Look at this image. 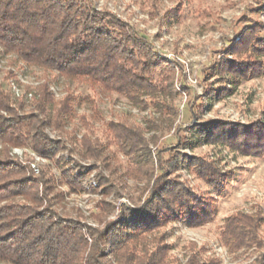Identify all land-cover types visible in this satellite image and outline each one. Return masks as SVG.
I'll use <instances>...</instances> for the list:
<instances>
[{"label": "trees", "instance_id": "16d2710c", "mask_svg": "<svg viewBox=\"0 0 264 264\" xmlns=\"http://www.w3.org/2000/svg\"><path fill=\"white\" fill-rule=\"evenodd\" d=\"M181 8L170 11V15L178 18ZM248 49L253 52L246 59L222 63L221 72L231 74L235 86L243 79L264 74V29H244L235 52ZM6 56L43 71L47 79L37 87L33 108L27 112L26 103L13 99L9 86L0 82V264H110L109 256L117 264H175L167 260L169 247L163 237L152 240L150 236L176 221L190 227L203 225L213 213L208 203L198 202L183 183L161 174L144 203L114 221L106 220L112 205L99 202L96 219L105 224L104 229H99L63 219L49 197L56 190L55 177L40 167L35 176L31 164H15L10 157L12 149L28 148L58 165L60 182L71 192L84 191L82 183L91 171L73 164L72 159L58 158L67 147L62 139H53L47 133L48 129L66 133L76 97L69 91L56 99L49 75L87 82L145 109L148 102L158 108L162 96L174 95L175 66L162 58L149 39L131 24L108 10L97 9L94 0H0V60ZM7 73L16 76L13 71ZM86 102L95 116H100L97 101L88 97ZM80 120L89 133L93 132L86 116ZM108 125L114 142L125 155L147 148L140 128L114 122ZM215 134L217 140L243 154L264 153V126L245 129L224 125ZM79 142L84 157L98 159L103 155L99 141L90 135H84ZM198 164L205 181L219 182L217 168L204 161ZM147 167L141 166L137 174L151 179L154 172ZM97 184L90 188H100L104 196L114 190L110 180L101 174ZM259 222L258 215L245 213L227 218L223 244L231 249L259 244ZM153 242L155 250L151 248ZM106 245L111 247L109 255L104 253ZM188 264L201 263L190 259ZM253 264H264V256Z\"/></svg>", "mask_w": 264, "mask_h": 264}, {"label": "rangeland", "instance_id": "374dc122", "mask_svg": "<svg viewBox=\"0 0 264 264\" xmlns=\"http://www.w3.org/2000/svg\"><path fill=\"white\" fill-rule=\"evenodd\" d=\"M94 2L97 9L108 10L131 24L149 39L162 58L175 66L174 95L162 96L158 108L148 102V107L143 109L133 106L123 96L105 93L87 82L50 74L48 78H51L55 98L61 99L70 91L76 100L66 133L51 129L47 133L53 139H62L67 147L58 158L72 159L73 164L91 171L82 183L84 191L71 192L60 182L58 165L46 160L41 162L39 167L57 181L56 190L49 196L53 208L63 219L104 229L105 224H99L96 219L99 202L112 205L106 220L114 221L129 209L139 208L155 180L166 173L168 179L183 183L198 202L208 203L213 209L211 219L203 225L190 227L176 221L154 231L151 239L163 237L169 247L167 260L175 264H188L190 259L201 264L255 263L264 256V153L261 156L243 154L214 135L216 129L224 125L245 129L264 126V74L243 79L235 86L231 74L221 72L224 61H240L253 52V49L240 54L235 51L244 29H264V0ZM179 6L183 7L179 17L170 15V11ZM9 71L16 76H9ZM46 79L43 71L24 67L11 56L0 60V82L8 86L10 81L16 82L19 96L10 86L8 90L13 99L26 103V112L33 108L29 94L36 95L37 87ZM88 97L97 101L100 116H95L86 102ZM83 116L93 125V132L89 133L81 123ZM112 122L140 128L147 148L131 156L125 155L108 130ZM87 134L99 141L103 151L101 158L88 159L82 155L79 140ZM16 149L10 153L13 163L36 162L28 148ZM203 161L219 170V182L210 184L201 177L198 163ZM139 164L148 165L147 169L154 172L151 179L137 174L141 170ZM98 174L112 183L114 190L110 195L104 196L100 188H90L98 185ZM238 213L259 216V244L239 249L223 244L226 219ZM155 245L153 242L152 250L156 249ZM104 253H111L109 245L105 246ZM108 259L110 264H117L112 256Z\"/></svg>", "mask_w": 264, "mask_h": 264}, {"label": "built area", "instance_id": "2783aa9c", "mask_svg": "<svg viewBox=\"0 0 264 264\" xmlns=\"http://www.w3.org/2000/svg\"><path fill=\"white\" fill-rule=\"evenodd\" d=\"M24 67H26V66L24 65ZM9 86H10V89L12 90V92L15 95H18L19 96V92L20 91H19V88H18V85L16 84V82L15 81H10ZM29 96L32 99L34 97V95L32 93L29 94ZM1 148H2V144L0 143V149ZM14 150H17V149H14ZM31 153L35 156V159H36V162L31 163V167H32V169L34 170L35 173H38L39 172V166L41 165V162L45 161V159L39 157L38 155H36L33 152H31Z\"/></svg>", "mask_w": 264, "mask_h": 264}]
</instances>
